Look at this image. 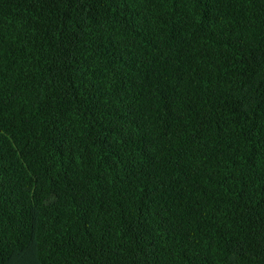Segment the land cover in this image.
Wrapping results in <instances>:
<instances>
[{
    "label": "trees",
    "instance_id": "obj_1",
    "mask_svg": "<svg viewBox=\"0 0 264 264\" xmlns=\"http://www.w3.org/2000/svg\"><path fill=\"white\" fill-rule=\"evenodd\" d=\"M0 264H264V0H0Z\"/></svg>",
    "mask_w": 264,
    "mask_h": 264
}]
</instances>
